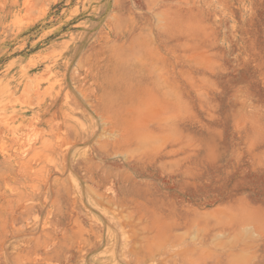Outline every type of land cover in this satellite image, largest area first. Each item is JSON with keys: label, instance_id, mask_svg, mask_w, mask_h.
<instances>
[{"label": "rangeland", "instance_id": "1", "mask_svg": "<svg viewBox=\"0 0 264 264\" xmlns=\"http://www.w3.org/2000/svg\"><path fill=\"white\" fill-rule=\"evenodd\" d=\"M155 254L264 264V0H0V264Z\"/></svg>", "mask_w": 264, "mask_h": 264}, {"label": "bare ground", "instance_id": "2", "mask_svg": "<svg viewBox=\"0 0 264 264\" xmlns=\"http://www.w3.org/2000/svg\"><path fill=\"white\" fill-rule=\"evenodd\" d=\"M108 189V188H107ZM239 224L241 225L242 224V222L240 223L239 222ZM238 225V224H237ZM231 228H234L235 230L238 228H236V225H234V226H232ZM245 228H246V226H245ZM204 230V229H203ZM205 231V236H204V232H201L200 233V235L199 236H203V238H205L206 237V235L209 233V231L207 230V229H205L204 230ZM210 233H212V232H210ZM209 233V234H210ZM208 234V235H209ZM125 239V238H124ZM123 243H124V245H126V241L125 240H123ZM125 247V246H124ZM175 248V247H174ZM178 254L179 253V249L178 248H175V249H172V248H169V249H167L165 252H163V253H161L160 255H164V254H166L167 256H170V255H173V254ZM162 258L161 257H158V255L157 254H155V255H153L152 256V262L150 263V264H158L160 261H162L161 260Z\"/></svg>", "mask_w": 264, "mask_h": 264}]
</instances>
